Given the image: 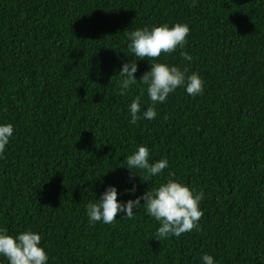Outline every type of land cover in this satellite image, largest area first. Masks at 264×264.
Wrapping results in <instances>:
<instances>
[{
  "label": "trees",
  "instance_id": "obj_1",
  "mask_svg": "<svg viewBox=\"0 0 264 264\" xmlns=\"http://www.w3.org/2000/svg\"><path fill=\"white\" fill-rule=\"evenodd\" d=\"M165 23L190 25L193 59L178 48L158 61L198 72L204 89L178 88L134 125L128 106L151 101L139 83L120 94L122 64L138 60L126 33ZM137 64L139 79L150 65ZM0 123L14 126L0 229L39 232L48 264H264V0H0ZM139 145L169 161L149 182L124 163ZM168 179L204 193L198 230L157 240L143 207L89 224L107 186L126 202L125 189Z\"/></svg>",
  "mask_w": 264,
  "mask_h": 264
},
{
  "label": "clouds",
  "instance_id": "obj_2",
  "mask_svg": "<svg viewBox=\"0 0 264 264\" xmlns=\"http://www.w3.org/2000/svg\"><path fill=\"white\" fill-rule=\"evenodd\" d=\"M196 0H193L195 6ZM128 48L138 60L147 59L149 70L139 79L138 60H132L122 64L119 74L121 81V95L126 94L138 83L146 86L148 99L151 106L142 110L141 97L137 96L128 106L131 117L130 123L137 124L140 119L154 120L157 117L156 107L167 101L169 96L178 88L183 87L186 93L192 97L202 94L204 81L198 72L188 74V69L166 62H159L158 58L163 54L167 57L178 48L184 61L191 62L193 57L183 51L188 43L190 25L187 23H175L174 25L162 24L160 26L138 28L126 33ZM144 93L142 92L141 95ZM14 136V126L11 123H0V158ZM150 149L145 145H139L124 161L126 167L142 182H149L153 177L163 174L168 167L167 158L150 162ZM137 186L125 189V194L135 196L126 202L118 200L120 193L116 186L109 185L105 191L96 198L95 202L87 205L86 216L89 224L96 223L113 224L118 214L121 218H132L142 207L147 215L159 223L156 231L157 240L167 239L171 236L180 237L182 234L199 228V221L203 215L200 207L204 199L202 191L197 192L187 184L168 179L158 187L147 190L140 196H136ZM143 201V203H142ZM0 258L7 264H48L50 256L42 245V235L31 229L18 234H10L7 230L0 229ZM201 264H216L211 254L201 257Z\"/></svg>",
  "mask_w": 264,
  "mask_h": 264
}]
</instances>
